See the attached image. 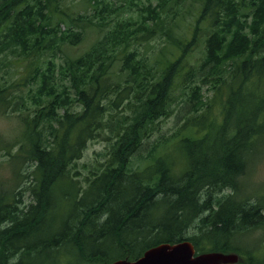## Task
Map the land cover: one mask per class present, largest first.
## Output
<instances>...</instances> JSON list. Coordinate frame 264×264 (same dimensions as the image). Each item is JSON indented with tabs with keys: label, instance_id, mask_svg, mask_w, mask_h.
Here are the masks:
<instances>
[{
	"label": "trees",
	"instance_id": "1",
	"mask_svg": "<svg viewBox=\"0 0 264 264\" xmlns=\"http://www.w3.org/2000/svg\"><path fill=\"white\" fill-rule=\"evenodd\" d=\"M82 1L88 14L68 12L65 0H0V70L18 67L0 76V113L22 124L4 152L28 170L30 196L20 206L17 193L0 192V264L30 255L112 264L182 241L197 253L232 250L237 229L264 207L236 200L258 194L239 182L264 143V0H157L126 19L110 0ZM86 31L95 41L71 55ZM151 38H160L157 56H140ZM181 97L196 116L153 140ZM98 138L110 141L106 152L84 172L77 161ZM226 188L236 199L214 201Z\"/></svg>",
	"mask_w": 264,
	"mask_h": 264
},
{
	"label": "rangeland",
	"instance_id": "2",
	"mask_svg": "<svg viewBox=\"0 0 264 264\" xmlns=\"http://www.w3.org/2000/svg\"><path fill=\"white\" fill-rule=\"evenodd\" d=\"M111 3L117 5L124 9L125 13L122 14L121 12H113L112 15L117 16L119 18L126 19L127 17H133L135 18L138 13L142 16L141 8L147 7L149 4L152 6H155L157 3V0H110ZM64 8H67L68 12H78L80 14H88L89 8L88 6L82 1V0H65V4L63 5ZM58 10H61V7L58 8ZM142 17V22H143ZM149 23V22H148ZM96 34L90 31H86L84 38L82 41L72 46L70 49H68V52L71 55L78 56L83 54V52L95 41ZM151 41L148 43V45H140L138 48L139 55L150 56V57H156L157 52L156 49H158L161 45L160 38L154 39L151 38ZM144 46L145 49H144ZM64 47V46H63ZM164 55L167 58H170L168 55L169 51L166 49L163 50ZM1 59V58H0ZM196 60V57L192 56L191 62H194ZM18 69V67L12 66L11 64H5L3 65V68L0 70V76H6L8 77V74L10 71H15ZM10 76H13L11 74ZM205 89V88H204ZM224 95V93H223ZM222 95V96H223ZM210 92H206V94L202 97L201 101H206V99H209ZM222 98V97H221ZM174 110L170 113L169 117L165 119H161L159 122V130L156 132L152 139L156 140L158 138H171L175 134L179 133L181 127H183L184 121L191 118L195 114L191 113L192 110L187 103L186 97H181L178 100L175 101ZM217 106L215 109H211L217 111ZM196 116V115H195ZM211 116V114H210ZM209 116V117H210ZM217 118V117H216ZM218 120V119H217ZM22 131V124L21 119L19 116H17L15 113H6L2 114L0 113V192H15L17 193V197L21 199L20 206H26L30 202V196L27 193H24L25 187L22 184L23 182V174H26L28 170L24 168V166H20L18 164L17 166H13L9 156H7L4 152L5 149H9V151L14 152L16 141L19 139ZM110 141H106L102 138L94 139L86 143V146L83 150L81 158L77 161V165L79 168H81L84 172H87V169L91 165L90 163H93L95 165L94 160H97L100 158L99 155L101 153H105L107 149V145ZM4 143H7L6 146ZM151 145L147 144L145 146L146 152L157 153V150L159 148L154 147L151 148ZM210 146V144H209ZM189 148L191 146H188ZM207 147L205 145L204 147L198 146V149H203ZM150 149V150H149ZM174 149L172 147H169V152ZM175 150V149H174ZM173 150V151H174ZM165 152V151H160ZM173 153V152H171ZM102 157V156H101ZM166 158V157H164ZM168 159V158H166ZM250 163L246 165L245 173L243 177L240 179L241 182H239L241 193L245 192L248 193L250 191H256L258 194L257 196H252L250 199L253 200V202H249L248 200H244L241 198H235L233 196V190L231 193V189H224L219 194L215 193L213 195L214 201L218 198H229L233 197L234 199L241 201V203L244 205L245 208H249L250 206H255L256 203L254 200H261L263 201L264 206V200H262V195H264V143L258 142L255 145V151L250 156ZM28 165V163H27ZM26 180V179H24ZM27 184V182L25 183ZM21 191L22 193H18ZM198 198L200 197L201 201L206 196V189L202 188L200 191L196 192ZM218 194V195H217ZM150 214V212H149ZM152 214V212H151ZM153 215V214H152ZM206 215L204 213L202 216ZM164 219V217H163ZM198 222V219L195 218L194 223L192 224V229L196 228L198 225L196 224ZM51 225V222L49 223V226ZM254 227V226H253ZM238 230V229H237ZM40 234H36L32 237L33 240H38L40 237ZM233 238L234 245L237 248H240L241 250L243 248H247L248 251H251V254L253 253V250L255 248V243L259 245L264 246V231L259 230L257 228H248V230H245L244 232L236 233ZM255 245V246H253ZM43 255H30L29 256V264H39L43 260ZM259 256L257 254L255 257ZM65 263V262H64ZM51 264V263H49ZM66 264V263H65Z\"/></svg>",
	"mask_w": 264,
	"mask_h": 264
},
{
	"label": "water",
	"instance_id": "3",
	"mask_svg": "<svg viewBox=\"0 0 264 264\" xmlns=\"http://www.w3.org/2000/svg\"><path fill=\"white\" fill-rule=\"evenodd\" d=\"M235 253L207 252L196 254L189 241L160 244L146 250L134 261L118 260L112 264H237Z\"/></svg>",
	"mask_w": 264,
	"mask_h": 264
},
{
	"label": "flooded vegetation",
	"instance_id": "4",
	"mask_svg": "<svg viewBox=\"0 0 264 264\" xmlns=\"http://www.w3.org/2000/svg\"><path fill=\"white\" fill-rule=\"evenodd\" d=\"M231 193H232V191H231ZM255 212H258V214L261 215L260 220L257 223H255L254 225L251 224L252 226L247 224L246 222H243L242 227L238 228L237 233L244 232L245 230H248V228H251L253 226H254L253 228H257L259 230H263L264 231V218H263V216H264V207L259 206L258 209ZM260 221H262V223L260 225H258L260 223ZM255 245H253V246H255V248L253 250V253L251 254V251H248L247 248H243L241 250L240 248H237L234 245L233 241H231V247H233V249L229 250V251L230 252H237L239 255H242L239 258L238 263L241 262V264H251L248 261L250 257H254L257 254H259V256H257V257H263L264 256V246L257 244V242L255 243ZM256 264H264V258H263V261L261 263H256Z\"/></svg>",
	"mask_w": 264,
	"mask_h": 264
}]
</instances>
